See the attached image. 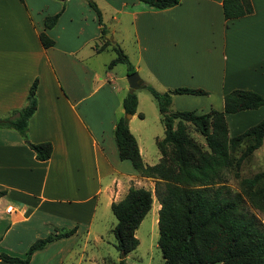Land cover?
<instances>
[{
  "label": "crops",
  "instance_id": "crops-1",
  "mask_svg": "<svg viewBox=\"0 0 264 264\" xmlns=\"http://www.w3.org/2000/svg\"><path fill=\"white\" fill-rule=\"evenodd\" d=\"M92 1L101 25L87 0H0V117L21 109L37 80L27 140L52 145L50 158L38 161L15 130L0 129V190L5 192L0 198V253L23 258L37 239L76 229L35 251L29 264H62L80 234L84 248L90 242L97 246L111 203L121 200L130 186L152 191L151 179L118 158L113 129L125 116L122 100L128 92L116 86L112 70L100 72L94 65L102 54L115 58L113 45L139 75V87H157L159 93L201 89L207 94L200 97L216 99L210 111H221L224 95L235 89L264 96V0H250L252 13L230 20L224 18L222 0H180L163 10L136 0ZM59 12L55 26L45 29L44 18ZM41 32L53 41L51 47L42 46ZM105 41L110 45L103 47ZM181 96L198 97L173 95L169 107L177 109L188 100ZM261 108L226 114L228 135L257 124L264 117ZM143 121L137 100L128 129L142 161L154 166L144 153L151 142L156 146L164 128L162 135L155 127L145 130ZM152 198L136 238L151 212L150 223H157L159 204ZM8 206L16 212L7 213ZM115 223L106 229L111 231ZM50 248L57 249V262L42 255ZM82 260L81 255L77 264Z\"/></svg>",
  "mask_w": 264,
  "mask_h": 264
},
{
  "label": "trees",
  "instance_id": "trees-1",
  "mask_svg": "<svg viewBox=\"0 0 264 264\" xmlns=\"http://www.w3.org/2000/svg\"><path fill=\"white\" fill-rule=\"evenodd\" d=\"M21 1V0H20ZM62 1V0H61ZM155 10L176 6L180 0H136ZM101 25L100 12L92 0H87ZM225 20L236 19L252 13L250 0H222ZM60 12L45 17V29L55 26ZM101 36L107 32L100 27ZM44 48L53 41L44 32L39 34ZM110 45L105 41L103 47ZM115 58L109 66L117 63L126 65L134 73L127 56L118 45H113ZM37 80L31 84L25 105L10 115L0 117V129H13L34 152L38 161H46L52 153L50 142L37 144L27 140L28 121L34 114ZM158 104L164 134L156 140L160 154L154 166L146 165L139 154L134 136L128 129V119H118L113 129V139L118 158L128 161L133 170L153 182V195L158 204V240L163 264H264V230L253 215L244 210V199L240 193H232L223 184L224 173L257 150L264 137V117L243 132L229 137L226 114L256 110L264 107V96L250 90L235 89L223 97V109L211 110L205 114L195 111L170 112L171 96L189 94L206 95L201 89L176 88L159 93L150 86H144ZM137 98L129 90L122 100L124 114L136 113ZM141 117V115H139ZM190 124L204 138L208 151L196 144L187 132ZM245 143L238 158L232 153ZM250 204L264 212V171L241 181ZM5 195L0 190V198ZM152 193L143 187L130 186L124 197L110 205L116 223L111 229L119 264L138 247L135 231L151 209ZM76 229L62 231L37 239L27 249L23 258L0 253V260L12 264H29L35 251L49 243L68 237Z\"/></svg>",
  "mask_w": 264,
  "mask_h": 264
},
{
  "label": "rangeland",
  "instance_id": "rangeland-1",
  "mask_svg": "<svg viewBox=\"0 0 264 264\" xmlns=\"http://www.w3.org/2000/svg\"><path fill=\"white\" fill-rule=\"evenodd\" d=\"M91 29V28H90ZM88 33V31H87ZM104 39V38H103ZM110 56L107 54H102L97 57L95 66L97 70L102 72L104 69L106 71L112 70V73L116 77V86L123 89L122 93L129 92V85L127 78L133 73H129L127 67L123 63H117L113 66H109ZM106 66V67H105ZM137 74V72L134 71ZM138 75V74H137ZM139 77V75H138ZM157 88V87H155ZM154 88V90H156ZM157 91V90H156ZM137 100H138V109L142 112L144 116L143 125L146 127L145 130L155 129L160 131V134H163V125L160 123V113L158 110V104L153 96L148 92L144 87H139L133 90ZM188 97L185 100V103H179L174 109L172 105L169 107L170 111H195L198 114H205L209 112L208 109L210 104L213 103L216 106V99L212 95L211 97H195V96H181ZM264 109V108H261ZM209 110V111H208ZM217 110V109H214ZM123 117V116H122ZM227 116V121L230 124V118ZM188 136L198 144L204 151H208L207 145L204 138L194 129L190 124H187ZM230 137V135H229ZM150 150L145 151V158L147 162L157 163L159 158V153L156 146L151 142L150 146H147ZM245 148V143L241 144L233 153L232 156L238 158L242 151ZM152 166V165H151ZM264 171V139L263 144L256 151H254L250 156L245 158L239 165L233 166L228 171L224 173L223 184L226 185L232 193H240L244 199V210L255 217L258 223L261 224L264 230V212L254 208L246 194L243 191L241 181L245 178H251L254 174ZM148 181V180H146ZM146 188H149L148 185H145ZM153 194V187H151ZM154 196V195H153ZM154 200L157 203V200L154 196ZM152 213V212H151ZM149 214L142 225L137 230V239L138 247L135 251L129 253L124 260V264H163V260L160 254V251L157 246L158 240V228L157 223L151 224L150 219L151 215ZM106 217L102 218L101 226L98 229V232L102 229L103 231L102 240L98 242L97 246H94L91 242L88 243V246L84 248L85 238L83 234H80L74 243L71 245L72 250L65 255L62 260V264H77L78 258L82 255L83 260L80 264H119V255L115 249V239L111 231L108 228L111 221L116 222L111 211L107 212ZM112 219V220H111ZM94 236V234H92ZM56 248H50L49 252H44L42 255H47L53 262H57V259L60 256L56 253ZM71 255V256H70ZM41 255L39 256V258ZM90 258L86 260L85 258Z\"/></svg>",
  "mask_w": 264,
  "mask_h": 264
},
{
  "label": "water",
  "instance_id": "water-1",
  "mask_svg": "<svg viewBox=\"0 0 264 264\" xmlns=\"http://www.w3.org/2000/svg\"><path fill=\"white\" fill-rule=\"evenodd\" d=\"M138 80H139V77L136 73H133L128 76L127 81H128L129 88L131 90H134L139 87ZM125 117L129 119L131 115L127 114L125 115Z\"/></svg>",
  "mask_w": 264,
  "mask_h": 264
},
{
  "label": "built area",
  "instance_id": "built-area-1",
  "mask_svg": "<svg viewBox=\"0 0 264 264\" xmlns=\"http://www.w3.org/2000/svg\"><path fill=\"white\" fill-rule=\"evenodd\" d=\"M6 212H7V213H10V212H16V210L13 209L12 206H8V207H6Z\"/></svg>",
  "mask_w": 264,
  "mask_h": 264
}]
</instances>
